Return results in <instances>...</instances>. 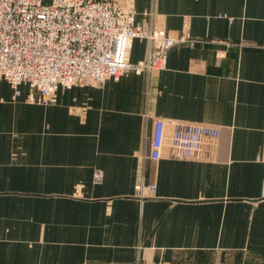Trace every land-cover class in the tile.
Wrapping results in <instances>:
<instances>
[{
  "label": "crops",
  "instance_id": "0c3cea01",
  "mask_svg": "<svg viewBox=\"0 0 264 264\" xmlns=\"http://www.w3.org/2000/svg\"><path fill=\"white\" fill-rule=\"evenodd\" d=\"M116 1L138 27L203 42L47 104L0 81V264H264V0ZM146 49L134 39L130 61ZM156 117L219 135L154 160Z\"/></svg>",
  "mask_w": 264,
  "mask_h": 264
},
{
  "label": "built area",
  "instance_id": "2783aa9c",
  "mask_svg": "<svg viewBox=\"0 0 264 264\" xmlns=\"http://www.w3.org/2000/svg\"><path fill=\"white\" fill-rule=\"evenodd\" d=\"M135 13L132 5L116 0H0V81L9 84L12 100L26 86L27 103L47 104L59 87L116 80L131 71L148 74L165 67L172 47L203 42L152 25L138 27ZM143 15L152 17L148 10ZM136 38L144 39L147 49L144 59L133 63L129 53ZM217 135L219 130L209 125L156 117L148 157L159 159L167 143L177 157H194L204 137ZM101 177V171L94 172L95 181ZM136 189L144 197L154 186L141 181Z\"/></svg>",
  "mask_w": 264,
  "mask_h": 264
},
{
  "label": "rangeland",
  "instance_id": "374dc122",
  "mask_svg": "<svg viewBox=\"0 0 264 264\" xmlns=\"http://www.w3.org/2000/svg\"><path fill=\"white\" fill-rule=\"evenodd\" d=\"M44 1H46V2H47L48 0H44ZM134 264H140V263H139V262H135Z\"/></svg>",
  "mask_w": 264,
  "mask_h": 264
}]
</instances>
